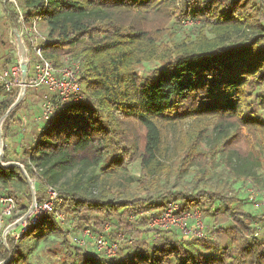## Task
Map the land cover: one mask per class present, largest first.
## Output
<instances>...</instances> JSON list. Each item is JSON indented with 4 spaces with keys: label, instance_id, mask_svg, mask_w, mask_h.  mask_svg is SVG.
<instances>
[{
    "label": "trees",
    "instance_id": "obj_1",
    "mask_svg": "<svg viewBox=\"0 0 264 264\" xmlns=\"http://www.w3.org/2000/svg\"><path fill=\"white\" fill-rule=\"evenodd\" d=\"M16 3L24 25L35 19L44 31L46 59L79 63L82 99L10 147L18 111L39 115L51 95L29 89L27 103L13 106L16 91L0 83V195L19 211L8 222L56 193L17 239L2 241L0 226L1 264H264V205L253 207L249 192L199 187L215 156L243 183L264 166V0ZM0 4L1 74L16 64L7 36L21 23L13 5ZM176 163L199 174L189 191L163 184ZM132 165L134 192L122 182ZM77 168L97 173L62 181ZM172 201L204 211L205 238L149 228ZM85 230L112 243L127 237L108 256L92 240L76 243Z\"/></svg>",
    "mask_w": 264,
    "mask_h": 264
},
{
    "label": "built area",
    "instance_id": "obj_2",
    "mask_svg": "<svg viewBox=\"0 0 264 264\" xmlns=\"http://www.w3.org/2000/svg\"><path fill=\"white\" fill-rule=\"evenodd\" d=\"M4 1L13 5L18 14L19 23H21L19 31L14 35L17 39L20 60L9 70L0 74V83L6 92L17 91L15 101L19 99L23 92L26 93L29 89L37 90L46 87L51 98L41 104L40 114L34 120L36 123L49 122L54 113L62 111L70 101L78 102L82 99L81 86L78 80L79 63L72 61L69 65L55 67L44 57L43 49L47 38L45 34L39 31L36 20L34 19L30 26L24 25L23 16L16 0ZM22 64L27 67L24 80L21 77ZM48 196V201L42 204L33 201L25 214L13 222H8L13 216L18 215L19 211L13 197L0 195L2 241L5 240L6 236L17 239L29 226L38 223L45 212L51 211L56 193L49 189ZM58 218L63 221L62 215ZM149 228L158 231L177 230L181 231L184 236H194L199 239L206 237V227L200 212L182 210L180 204L175 201L168 203L159 215L151 219ZM107 229L106 226L105 230ZM88 240L94 242L97 252H105L108 256H113L118 248V243L110 244L103 236L96 237L90 230H85L81 238L75 241L78 245H85Z\"/></svg>",
    "mask_w": 264,
    "mask_h": 264
},
{
    "label": "rangeland",
    "instance_id": "obj_3",
    "mask_svg": "<svg viewBox=\"0 0 264 264\" xmlns=\"http://www.w3.org/2000/svg\"><path fill=\"white\" fill-rule=\"evenodd\" d=\"M3 16L2 6L0 4V17ZM39 29V28H38ZM39 31L44 34V31L42 29H39ZM7 43L9 45L10 55L13 56L16 60V62H19L20 60V54L17 47V39L14 35H12L11 30L8 32L7 36ZM148 65L144 66V69L147 68ZM28 92L30 90H27ZM26 94V93H25ZM17 96V91L16 94ZM27 95L20 100V103H27L26 102ZM16 99V98H15ZM25 99V100H24ZM17 104V105H18ZM24 104V105H25ZM25 107V108H24ZM22 109L18 111L17 115V123L11 126V137L9 139V146L13 147L16 145L17 140L20 138H24V136L29 132L31 127L35 125V116L37 115H31L33 108H27V106H24ZM220 155L218 158L216 156L212 159L215 160V169L211 171V173L204 179V181L199 184L200 188H206L211 190H220L224 191L227 196L232 195H238L241 196L242 194L248 193L253 198V207H259L260 205H264V166L262 168L256 169L255 174L252 177H246L245 183L244 181H236L228 172L223 168L220 162ZM178 164H174L171 167L170 173L168 175L167 181L163 179V184L166 187H172V190L181 189L189 191V189L193 186V181L195 178L199 176L196 169H189L186 173L179 172L177 168ZM79 170H82L84 173V177L88 178L89 176H92L93 174L97 173V169L93 168H81V169H74L71 172L67 173L62 181L68 182L73 175H75ZM138 175L137 169L135 166H130L128 169V174L125 176V178L122 180L123 184L126 185L132 192H134L135 188V177ZM127 178L132 180V183L129 184V182L126 180ZM239 193V194H238ZM192 211V210H190ZM193 211H199L201 214V218L203 223L206 225L209 221V219L205 216L204 211L201 210H193ZM106 227V226H105ZM105 227L103 230L106 234H108V230H105ZM186 235V234H185ZM206 235H208L206 233ZM188 236V235H186ZM126 235H118V238L114 241L115 243H120L123 241L124 238H126ZM194 237V236H192ZM129 238L131 240L134 239L133 235H130ZM112 243L111 241H109Z\"/></svg>",
    "mask_w": 264,
    "mask_h": 264
},
{
    "label": "water",
    "instance_id": "obj_4",
    "mask_svg": "<svg viewBox=\"0 0 264 264\" xmlns=\"http://www.w3.org/2000/svg\"><path fill=\"white\" fill-rule=\"evenodd\" d=\"M26 72H27V67H26L25 64H22V65H21V77H22L23 80H24L25 77H26ZM24 93H25V92H23V93L20 95L19 99H17V100L14 102L13 106H16V105L20 102V99L22 98V96L24 95ZM1 124H2V120L0 121V128H1ZM14 165H15V164H14ZM15 166H18V165L16 164ZM24 175L26 176L25 173H24ZM26 177H27V176H26Z\"/></svg>",
    "mask_w": 264,
    "mask_h": 264
}]
</instances>
